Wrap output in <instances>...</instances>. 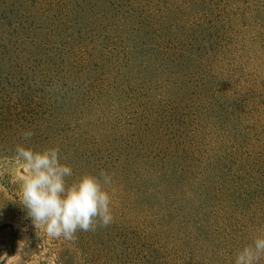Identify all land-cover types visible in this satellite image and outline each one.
Returning a JSON list of instances; mask_svg holds the SVG:
<instances>
[{"label": "trees", "instance_id": "16d2710c", "mask_svg": "<svg viewBox=\"0 0 264 264\" xmlns=\"http://www.w3.org/2000/svg\"><path fill=\"white\" fill-rule=\"evenodd\" d=\"M31 1L16 4L32 9L27 31L9 7L0 16L13 89L2 88L12 96L0 102V156L57 147L74 175L111 174L124 206L121 225L89 231L84 255L56 251L57 263L234 264L264 230V130L253 122L264 75L231 91L216 64L264 43V0ZM240 23L254 31L236 33ZM12 191L0 184V213L22 215Z\"/></svg>", "mask_w": 264, "mask_h": 264}, {"label": "rangeland", "instance_id": "374dc122", "mask_svg": "<svg viewBox=\"0 0 264 264\" xmlns=\"http://www.w3.org/2000/svg\"><path fill=\"white\" fill-rule=\"evenodd\" d=\"M1 1V0H0ZM4 3L0 4V16L3 10L10 11L7 9L8 7L13 11V14L8 15L12 17L14 24L18 22L17 27L24 32L27 31V24L24 21V14L29 13L31 10L21 9L16 6V4L32 2L31 0H3ZM37 1L42 9H57L59 8L63 1L68 0H35ZM34 1V2H35ZM34 4V3H32ZM7 7V8H5ZM33 7V6H32ZM37 8H40L37 6ZM23 18V19H22ZM254 27V26H253ZM236 33L240 32H252L254 29L252 27H246L244 24H236ZM235 33V34H236ZM240 34V33H239ZM249 34V33H248ZM28 36L27 34H24ZM235 42H238V39H235ZM233 53V54H232ZM229 54L222 55L220 59L217 61V68L220 70L221 79H222V87L226 89H231L236 91L240 90L243 87L244 92L247 91V88H251L257 85L256 82H252V74L254 72L260 71L262 75H264V43L262 42H254L252 44H248L246 48L243 47L242 44H238L234 47L233 52ZM3 56V51L0 50V63L1 57ZM16 54H13V57ZM10 72V67L8 68V64L2 63L1 71H0V102L3 104L2 99H6L12 96L10 91L13 90L11 86L12 78H3ZM2 73V76H1ZM11 79V80H10ZM245 87V88H244ZM241 91V92H243ZM261 95L259 96V103L262 104L261 111L259 115L255 119L258 120H249L246 121V127H250V123L259 121V127L263 124L261 130H264V88H262V92L259 91ZM16 94H13V96ZM106 114V112H105ZM232 114V113H230ZM233 115V114H232ZM109 116H105L103 121L107 122V118ZM234 120V117H233ZM245 129V128H244ZM246 130V129H245ZM260 130V129H259ZM260 130V131H261ZM38 135V134H37ZM36 139V135L35 138ZM14 141H8V145L14 149ZM2 144V143H1ZM0 144V146H1ZM247 144V143H246ZM4 148L6 145L3 144ZM8 147V148H10ZM13 158L6 156L1 157L0 160V184L8 185L11 187L14 195H20V183L23 177V162L17 159V156H13ZM171 191V189H169ZM2 199V198H1ZM17 207H15L16 209ZM157 209H178L179 207H156ZM0 213V264H58L56 259V251H64L71 250L74 252L75 249L79 251V253L83 256L84 249L89 248L86 245L84 248L83 244H87L88 232H78L77 239L74 242L64 240L63 238H52L49 237L42 229L35 227L30 217L27 215L26 209L23 207L24 212L22 215H16L14 213H9L8 210H4ZM173 211V210H172ZM112 212L114 216V220L118 222L119 225L122 223V212H124L123 204L119 203L117 192L113 189V202H112ZM160 214H156L151 211V220L152 222H157L160 220H165L159 216ZM146 217V215L142 216V219ZM175 223V222H174ZM173 223V224H174ZM177 229V228H176ZM180 237H184L187 233V229H181ZM24 244L21 245V242ZM76 251V250H75ZM87 251V250H86ZM66 254H70L66 252ZM86 256V255H85ZM224 258L227 260V256L224 255ZM74 264H83L80 261H76L74 259Z\"/></svg>", "mask_w": 264, "mask_h": 264}, {"label": "clouds", "instance_id": "9594fccd", "mask_svg": "<svg viewBox=\"0 0 264 264\" xmlns=\"http://www.w3.org/2000/svg\"><path fill=\"white\" fill-rule=\"evenodd\" d=\"M33 135L26 131L22 138L30 140ZM15 151L23 162L19 202L36 229L74 242L78 232H95L114 222L113 177L106 170L101 169L98 175H74L72 167L61 162L57 147L36 150L17 144ZM262 259L264 230L235 253L234 264H260Z\"/></svg>", "mask_w": 264, "mask_h": 264}]
</instances>
